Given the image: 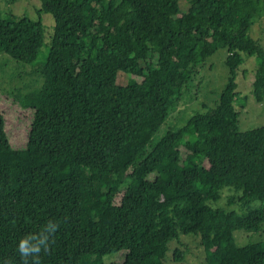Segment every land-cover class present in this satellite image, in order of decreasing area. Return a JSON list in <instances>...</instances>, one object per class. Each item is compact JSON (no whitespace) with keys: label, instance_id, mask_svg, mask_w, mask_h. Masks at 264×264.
<instances>
[{"label":"trees","instance_id":"trees-1","mask_svg":"<svg viewBox=\"0 0 264 264\" xmlns=\"http://www.w3.org/2000/svg\"><path fill=\"white\" fill-rule=\"evenodd\" d=\"M40 1L37 16L0 19V52L28 63L44 45L41 13L55 21L25 146L0 110V264H21L19 241L49 221L39 264H106L120 250L123 264H165L179 233L200 237L203 264H264V240H235L264 231V125L241 129L235 105L251 57L264 101V50L250 34L264 0ZM219 48L229 78L217 104L154 142Z\"/></svg>","mask_w":264,"mask_h":264},{"label":"rangeland","instance_id":"rangeland-1","mask_svg":"<svg viewBox=\"0 0 264 264\" xmlns=\"http://www.w3.org/2000/svg\"><path fill=\"white\" fill-rule=\"evenodd\" d=\"M41 7L40 0H0V19H9L15 15L37 16ZM44 23V45L39 56L31 61H19L6 52H0V110L5 114L6 133L17 147L26 145L28 132L31 129L35 108L33 99L42 87V63L48 53V43L54 30V17L49 12L41 13ZM250 34L260 41L256 48L264 50V15L257 18L250 30ZM226 48H219L207 56L206 60L197 68V74L184 90L183 96L170 110L169 116L154 136L158 141L167 131L175 130L184 123L187 117L199 111L211 110L220 99L229 78V68L226 64ZM256 57L246 60V64L237 71L239 95L235 105L240 112L239 127L248 129L264 125V101L258 102L253 94L256 78ZM129 75L120 71L118 77L119 90L122 96L128 83ZM43 127V124H42ZM72 185L71 190H75ZM225 199L219 205L224 206ZM256 202L255 204H258ZM237 208V206H234ZM237 245H245L250 241L264 240V231L245 232L235 231ZM184 252V259L176 261L174 251ZM126 250L108 254L104 260L106 264H123ZM210 252L205 249L201 239L195 234L179 233L168 244L165 264H203Z\"/></svg>","mask_w":264,"mask_h":264},{"label":"clouds","instance_id":"clouds-1","mask_svg":"<svg viewBox=\"0 0 264 264\" xmlns=\"http://www.w3.org/2000/svg\"><path fill=\"white\" fill-rule=\"evenodd\" d=\"M58 225L52 221L45 224L39 234H31L22 238L17 245V252L21 264H39V256L49 247V236L54 233Z\"/></svg>","mask_w":264,"mask_h":264}]
</instances>
